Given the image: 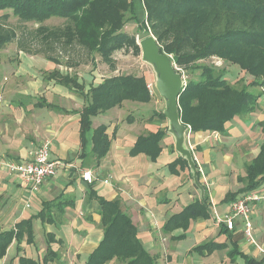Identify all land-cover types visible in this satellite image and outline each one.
Listing matches in <instances>:
<instances>
[{
    "label": "crops",
    "instance_id": "crops-1",
    "mask_svg": "<svg viewBox=\"0 0 264 264\" xmlns=\"http://www.w3.org/2000/svg\"><path fill=\"white\" fill-rule=\"evenodd\" d=\"M139 5L143 11L141 0ZM64 66L62 61L33 55L0 58V161L26 162L45 141L51 159L60 161L55 175L36 188L0 165V232L28 220L32 232L29 241L26 228L14 236L0 264H20L21 259L37 264H85L103 235L96 195L120 200L153 264H243V255L256 260L264 257V197L249 204L254 241L245 236L239 216L232 230L218 219L230 209L227 194L234 192L239 198L245 193L236 191L245 186V168L264 142V88L249 89L260 92L255 109L231 118L224 131H189L187 145L197 164L199 184L209 197V214L174 226L171 218L203 197L188 165L169 168L179 156L174 137L166 132L156 159L145 152H129L139 136L167 128L161 115L164 103L156 97L126 98L92 116V126L81 135L80 113L86 96L60 84L50 73L76 74L84 84L83 92L115 72L122 73L107 66L86 64L84 70ZM133 75H142L146 83L154 79L149 70ZM100 124L107 126L111 141L97 161L92 135ZM84 169L91 170V182L81 179ZM250 191L264 196V183ZM48 203V211H42ZM209 241L221 246L211 252L194 249ZM233 243L240 254L232 257ZM104 264L122 261L114 257Z\"/></svg>",
    "mask_w": 264,
    "mask_h": 264
},
{
    "label": "trees",
    "instance_id": "trees-1",
    "mask_svg": "<svg viewBox=\"0 0 264 264\" xmlns=\"http://www.w3.org/2000/svg\"><path fill=\"white\" fill-rule=\"evenodd\" d=\"M141 1L145 17L138 19L133 0H0L3 12L0 15V49L17 37L15 29L7 24L11 12L20 25L38 24L34 36L39 37L41 47L33 51H42L49 60L58 63L49 53L56 47L63 52L81 49L89 60L99 57L109 68L115 69V51L127 48L140 54L136 35L125 28L129 22H136L139 28L147 26L140 38L148 33L154 35L161 49L171 55L178 71L184 72L186 83L178 97V107L180 121L188 124L192 131L222 132L231 118L255 109L260 92L256 94L249 88H264V0ZM53 17L58 19L56 24L46 23ZM18 44L29 51L23 41L18 40ZM212 57L220 64L210 62ZM232 64L242 71V77L235 82L228 78V67H233ZM50 77H57L60 84L86 96L80 113L81 135L92 126L91 118L97 113L119 105L126 98L147 101L152 97L142 75L113 74L92 84L86 92L76 74L64 75L54 70ZM166 132L167 128H159L154 133L139 136L129 152H145L156 159L160 140ZM92 139V153L99 161L111 141L107 126L100 124L94 128ZM259 148V153L245 168L246 184L236 194L255 190L264 183V142ZM177 164L186 166L187 161L179 155L168 165L175 169ZM95 197L100 204L103 235L85 264H104L114 257L122 264H153V257L142 246L136 225L122 210L120 200ZM208 198L205 193L202 199L189 203L174 215L171 218L174 226L186 225L184 221L190 217L208 215ZM225 199L231 202L236 195L231 192ZM49 208L50 203L42 211ZM24 228L29 241L32 239L29 220L21 221L14 230L0 232V258L12 238L23 234ZM220 246L221 243L209 241L194 249L211 252ZM239 254L233 243L230 256ZM243 258V264H262L264 259L256 260L246 255ZM20 264L37 263L21 259Z\"/></svg>",
    "mask_w": 264,
    "mask_h": 264
},
{
    "label": "rangeland",
    "instance_id": "rangeland-1",
    "mask_svg": "<svg viewBox=\"0 0 264 264\" xmlns=\"http://www.w3.org/2000/svg\"><path fill=\"white\" fill-rule=\"evenodd\" d=\"M139 1L140 0H133L135 14L138 19L145 17L144 9L142 11V7L139 5ZM1 13L3 12L0 11V15ZM57 22H58V19H56V17H53L50 20L46 21V23H48L49 25L56 24ZM7 24L15 29L17 33V37H16V40L8 42L3 48L0 49V58L2 57L8 58V57H15V56H22V55H33L34 57H38V58L45 57L42 51H37V52L33 51L36 48L41 47L39 37L34 36L35 30L38 26L37 23L36 24L26 23L24 25L23 24L20 25L18 21L16 20L15 16H13L10 12V16L8 17ZM125 28H127L128 31L136 35L137 41L138 39H140L141 35L143 36V34H145L144 33L145 30H147L146 25L143 28H139L137 27L136 22H129V24H127ZM18 40H20L21 42L23 41L24 46L29 48V51L21 49L19 47ZM49 53L50 54L52 53L53 56L56 57V59H58V61H62L63 64L65 65L64 67H67L68 70L75 69V68L76 70H84V68L86 67V64H88L89 66H94V67H97L98 65L101 68H105V66H107V68H109V66L106 65L99 57H95L97 58V60L95 59L94 61L89 60L90 57L87 56L86 52L81 49L80 50L70 49V50H66L63 52L62 50H60L59 47H56L55 49L51 50V52ZM113 58L115 61L114 63L115 69H117L119 73L125 74V72H129L130 74H135V73H139V72L141 73V72L148 71V70L151 71V73H154L152 66L142 61L140 58V54L136 55L131 49L124 48V49L117 50L113 53ZM81 62H85L83 66ZM210 62H217L218 64H220V61L219 60L217 61L214 57L210 59ZM42 64L44 63H40V67H42L41 66ZM232 66L233 67L231 66L228 67L229 69L228 76L231 81L235 82L237 81L235 79L242 77V74H241L242 71H240L239 69H236L238 68L236 65L232 64ZM113 73H114V70H113ZM115 74H118V73L115 72ZM245 76L247 77V79L250 78L249 75H245ZM85 79L87 78L85 77ZM154 80L155 79L152 80L153 87H152V90H149V93L152 95V98L156 97L160 102H163V99L160 97L159 93H157L155 89ZM249 89L256 90V91L258 90L256 87H250ZM253 240H255L254 236H253Z\"/></svg>",
    "mask_w": 264,
    "mask_h": 264
},
{
    "label": "water",
    "instance_id": "water-1",
    "mask_svg": "<svg viewBox=\"0 0 264 264\" xmlns=\"http://www.w3.org/2000/svg\"><path fill=\"white\" fill-rule=\"evenodd\" d=\"M137 44L141 60L153 68L155 89L164 103L163 114L168 122L167 132L174 137V148L187 161L192 178L203 196L205 193L199 184L197 164L187 145V124L180 121L178 97L184 87V79L172 62L171 55L161 49L154 35L148 33L138 39Z\"/></svg>",
    "mask_w": 264,
    "mask_h": 264
},
{
    "label": "built area",
    "instance_id": "built-area-1",
    "mask_svg": "<svg viewBox=\"0 0 264 264\" xmlns=\"http://www.w3.org/2000/svg\"><path fill=\"white\" fill-rule=\"evenodd\" d=\"M180 73L185 84L186 77L183 72ZM152 87V82L146 83V89L148 91L152 90ZM190 130L191 128L187 124L186 135H188ZM32 155L33 157L30 160H26V162L11 159L0 161V165L4 167L11 175H16L24 183L31 185L32 188H36L37 186L41 185V182L45 178L55 175L56 167L60 164V161L57 159H51L49 155L48 141L40 144V146L32 152ZM81 179L83 181L91 182L93 180L91 170L84 169L81 173ZM102 181L105 183H110L108 178H103ZM261 197L264 196L255 191H247L239 198L232 200L229 206V211L218 219L222 222H225L227 228L232 230L235 223L234 218L239 216L241 221H243L245 236H248L251 241H254L253 236L251 235V222L249 221L251 215V206L249 204L252 201L260 200Z\"/></svg>",
    "mask_w": 264,
    "mask_h": 264
}]
</instances>
